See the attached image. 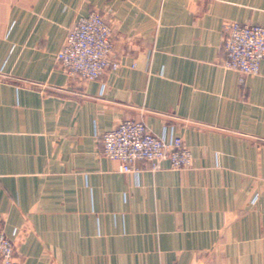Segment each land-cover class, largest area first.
<instances>
[{
	"label": "crops",
	"instance_id": "0c3cea01",
	"mask_svg": "<svg viewBox=\"0 0 264 264\" xmlns=\"http://www.w3.org/2000/svg\"><path fill=\"white\" fill-rule=\"evenodd\" d=\"M94 11L121 66L86 81L56 54ZM231 22L264 26V0H0V226L22 264H264V61L243 84L223 66ZM125 120L191 166L121 172L100 138Z\"/></svg>",
	"mask_w": 264,
	"mask_h": 264
},
{
	"label": "built area",
	"instance_id": "2783aa9c",
	"mask_svg": "<svg viewBox=\"0 0 264 264\" xmlns=\"http://www.w3.org/2000/svg\"><path fill=\"white\" fill-rule=\"evenodd\" d=\"M223 66L244 78L257 75L264 61V26L231 22L224 27ZM56 62L69 76L81 80H100L108 70H117L121 61L114 55L113 33L100 12L80 17L69 29ZM105 158L119 164L125 174L136 172L135 163L147 162L160 170L169 162L173 170H185L192 164V154L181 137L167 140L155 135L144 122L125 120L101 138ZM18 235V233H16ZM0 264H22L16 255L14 240L0 226Z\"/></svg>",
	"mask_w": 264,
	"mask_h": 264
}]
</instances>
